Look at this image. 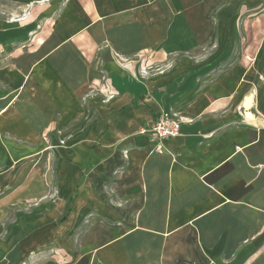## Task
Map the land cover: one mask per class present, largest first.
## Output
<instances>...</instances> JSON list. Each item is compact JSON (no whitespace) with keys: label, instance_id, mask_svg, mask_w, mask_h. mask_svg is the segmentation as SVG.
<instances>
[{"label":"crops","instance_id":"crops-1","mask_svg":"<svg viewBox=\"0 0 264 264\" xmlns=\"http://www.w3.org/2000/svg\"><path fill=\"white\" fill-rule=\"evenodd\" d=\"M15 1L29 9L52 0ZM36 10L34 25L47 9ZM61 19L58 32L30 37L44 42L30 44L27 56L43 58L21 70H29L30 79L23 87L29 101L16 114L19 137L57 126L66 81L60 51L68 41L91 59L99 56L117 95L101 98L103 104L91 99L100 105L84 123L77 111L66 120L73 123L67 148L76 172L64 202L51 209L41 203L27 213L18 209L0 242V264H21L27 257L34 264H58L39 256V247L48 245L65 252L66 264H264V0H69ZM21 25L32 29L13 21L0 31L7 56L24 54L17 52L18 40L25 38ZM207 44L222 59L233 49L239 59L208 78L218 62L206 66L185 59L203 55ZM46 48L59 51L58 66L44 58ZM111 50L131 64L121 68ZM137 55L145 58L143 67L171 64L163 74L145 78L140 60L134 62ZM8 63L0 68V148H14L11 113L5 111L14 81L12 60ZM31 79L43 98L32 92ZM244 101L251 106L242 114ZM169 113L182 119L179 135L158 141L149 130ZM158 144L161 153L154 152ZM83 167L89 174L79 177ZM119 168L123 171L114 176ZM7 179L10 186L12 177ZM107 185L128 202L126 210L105 202ZM44 196L18 194L9 205ZM4 210L0 207V218ZM127 211L132 218L124 220ZM89 214L102 221L87 227L75 250L73 236Z\"/></svg>","mask_w":264,"mask_h":264},{"label":"rangeland","instance_id":"rangeland-1","mask_svg":"<svg viewBox=\"0 0 264 264\" xmlns=\"http://www.w3.org/2000/svg\"><path fill=\"white\" fill-rule=\"evenodd\" d=\"M43 2L44 0H40ZM39 1V2H40ZM69 0H52L46 5H34V3L30 4V8L27 6L19 5L15 0H0V31L5 29L6 27H10L13 25V21H18L19 24H28L31 26V31L25 25H21V30L25 34V38L23 41H19L18 45V53L23 55L12 56L11 54H4L5 51L0 48V68L4 67L6 63L12 60L13 65V83H11L12 87L7 88V96L11 97L12 100L8 103L9 105L5 108L6 112L11 113L10 118L13 122V143L14 148H0V199L10 194L8 197L4 198L0 201V207H3L5 210L0 218V242L5 241L7 238V229L9 225H11L15 220L16 211L23 210L26 213L31 211V209L41 203L48 204L47 208L51 209L55 204H62L64 202V195L67 190L70 188V182L72 178V174L76 171L70 165V160L72 157L69 156V150L71 148L67 145L70 138H72L71 129L73 123H66V120L69 119V116L75 113L79 114V120H84L85 115L94 113V109L98 107L100 104H103L102 99L104 96L100 94V90L102 86L106 83L109 78L106 77L100 70L101 61L99 56H94L91 59L90 56L86 54V51L78 50L76 45L70 46V41L66 42V48L60 49L62 61V72L61 74L65 76L66 81H61V87H63V100L64 104L58 107V116H57V126L54 125L51 128H46L45 130L38 131L35 137H32V133L23 131L24 136L19 137L22 134V129L19 127V123H17L18 116L17 113L20 112L21 106L25 101H29V97L27 93L23 94V87L28 80L29 70L39 62L43 56H27L28 50L30 49L29 45H42L44 40L41 39H32L34 34H42L43 32H56L58 27L62 23L63 11L65 10L67 3ZM34 5V7H33ZM50 6V8H49ZM36 8H41V10H46L44 15L36 22V24H32L33 21L37 18V10ZM35 11V13H32ZM36 14V15H35ZM63 25V24H62ZM238 31L242 32L241 26H237ZM101 29L98 28L94 30L93 35H95L97 41L99 39ZM58 32V31H57ZM47 40L49 37H45ZM26 40V41H25ZM5 44L11 45L13 41H9ZM16 42V41H14ZM49 42V41H48ZM239 41L236 42L238 44ZM206 52L203 55H193L188 56L186 61L194 64H207L212 65L215 62L217 63V67L213 71L208 78L218 75L220 72L228 69L233 63H235L239 56L235 54L233 49V53L222 59V54H215V46L214 44H207L204 47ZM50 49V48H49ZM46 48V52L48 51L47 56L44 58L48 59L50 64L58 66L59 64V56L55 53H52L54 48L49 50ZM226 47L224 48V50ZM111 54L113 56V60L117 65L122 67H127L131 62L127 59L121 58L117 53L111 50ZM55 55V56H54ZM58 56V57H56ZM142 55H137L134 59V62L140 60L139 66H141L140 74L145 78H150L154 76H158L163 74L166 68L171 64L170 60L166 61L163 64H152L148 63L143 67L142 62L145 58L140 59ZM186 57V56H185ZM11 58V59H9ZM174 61L181 60L182 57L173 58ZM184 59V58H183ZM135 63V64H137ZM8 66L11 63L7 64ZM29 69L28 72H22V68ZM65 67V68H64ZM18 69V70H17ZM95 78H91L90 76L95 75ZM78 76H80V82L77 81ZM30 79V77H29ZM30 82V81H29ZM33 82V83H32ZM79 84L77 85V83ZM31 85H35V89L32 92H40L38 98H43L42 90H38L37 83L32 81ZM77 86H80L77 89ZM37 89V90H36ZM71 90V94L69 95V91ZM32 90V88H31ZM32 94V93H31ZM34 94V93H33ZM36 96V95H32ZM26 97V98H25ZM73 97V99H70ZM100 98L101 100L97 99ZM77 99V101L75 100ZM91 99H97L100 104H91L89 103ZM102 101V102H101ZM67 102V103H66ZM43 106V105H41ZM251 104L246 103L244 101L243 107L245 114L247 109L250 108ZM48 109H52L53 105H47ZM60 107V108H59ZM256 118H253L254 122ZM61 123H64L60 126ZM55 122V123H56ZM256 125V123H254ZM5 132L1 133V136H4ZM26 147V148H25ZM123 157L126 159V154L123 152ZM88 168L83 167L79 169V177L86 176L89 173ZM123 168H119L113 171V175L116 176L119 172H122ZM11 185L8 186L6 184L7 178H11ZM87 189V187H85ZM104 191L107 192L108 198L106 199V203L113 208L120 209L121 212L126 210L127 201L118 200L115 195H113V190L111 186H105ZM18 194H22V196H37L39 194H45L43 198L34 200H24L23 198L18 200L15 205L10 206L11 199ZM60 198V199H59ZM9 199V200H8ZM71 209L75 207L73 204L67 203ZM65 205V206H67ZM52 206V207H51ZM126 217L132 218V212L127 211L126 216H121L124 220ZM102 221L101 218L97 217L94 214L87 215V218L79 225V228L75 235L73 236V246L74 249H78L79 241L83 236L87 227L91 225L94 221ZM103 223V222H102ZM117 225H120L121 222H117ZM40 253L39 256H44L45 260L51 259L57 262L58 264H66L64 258L66 254L63 250H54L52 245H48L45 248L39 247L37 250ZM34 253H30L32 255ZM29 255V256H30ZM69 260V259H68ZM69 262V261H68ZM71 262V261H70ZM21 264H34V260L28 261V257L25 261L20 262ZM70 264V263H69Z\"/></svg>","mask_w":264,"mask_h":264},{"label":"built area","instance_id":"built-area-1","mask_svg":"<svg viewBox=\"0 0 264 264\" xmlns=\"http://www.w3.org/2000/svg\"><path fill=\"white\" fill-rule=\"evenodd\" d=\"M106 83L102 86L100 94L104 96V101L112 99L117 95V91L113 88L111 80L105 81ZM182 119L177 114H163L157 121L151 126L150 132L153 133L157 140L172 139L179 135L180 126ZM154 152L161 153V144H158L154 148ZM126 154V152H124Z\"/></svg>","mask_w":264,"mask_h":264}]
</instances>
